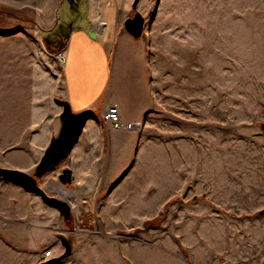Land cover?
I'll list each match as a JSON object with an SVG mask.
<instances>
[{"label":"rangeland","instance_id":"rangeland-1","mask_svg":"<svg viewBox=\"0 0 264 264\" xmlns=\"http://www.w3.org/2000/svg\"><path fill=\"white\" fill-rule=\"evenodd\" d=\"M28 2L0 0V165L32 174L60 127L53 98L63 99L65 58L49 42L62 43L83 19L75 13L81 0H59L58 23L44 31ZM160 2L157 29L136 37L157 63V105L119 129L135 131L132 161L109 168L105 149L102 158L80 153L77 164L81 133L37 179L47 194L68 197L67 219L0 177V264L58 255L61 236L71 253L55 264L264 260V0ZM84 159L98 167L62 184V168L73 173ZM223 238L241 248L221 249Z\"/></svg>","mask_w":264,"mask_h":264},{"label":"crops","instance_id":"crops-1","mask_svg":"<svg viewBox=\"0 0 264 264\" xmlns=\"http://www.w3.org/2000/svg\"><path fill=\"white\" fill-rule=\"evenodd\" d=\"M58 2L59 0L28 2L30 16L44 31L52 30L58 23ZM81 2V5L80 2L77 4L78 10L75 13L83 19V24L73 29L62 43L49 42V46L58 50L56 52H62L65 58L62 64L63 99L69 102L73 111L90 108L95 112V117L86 120L78 135L75 144L80 134L84 133L74 161L79 164V154L86 155L89 152L97 153L98 158H102V153L107 149L109 152L107 167L125 169L135 153V131L119 130L111 126L103 130L98 117L109 104L117 106L120 118L124 122L137 121L150 112L152 105H157L159 97L157 63L155 65L152 51L145 49L140 39L133 37L123 27L124 19L133 13L132 2L120 3L118 0ZM161 4L160 0H138L136 4L135 10L143 16V28H146L148 33H153L158 27ZM51 95L54 97L55 93ZM53 99L60 107V112V100H56L55 97ZM102 131L107 135L103 136ZM81 163L82 166L75 172L73 170L72 173L71 170V177L81 178L84 169L98 167L96 164H93L95 168L89 167L85 159ZM103 166L99 163V168ZM222 240L225 241L224 245L220 246L221 249L230 245L231 249L241 248L239 241L230 242L224 238ZM225 252L227 253L226 250ZM231 259L235 261L236 258ZM93 264H110V261L106 258H95ZM246 264H254V260ZM261 264H264V260Z\"/></svg>","mask_w":264,"mask_h":264},{"label":"water","instance_id":"water-1","mask_svg":"<svg viewBox=\"0 0 264 264\" xmlns=\"http://www.w3.org/2000/svg\"><path fill=\"white\" fill-rule=\"evenodd\" d=\"M138 0L132 1V8L136 7ZM144 26V18L137 10L124 19L123 27L133 37H139ZM61 111L59 112L60 127L58 133L50 137L42 155L35 165L32 174L23 170L12 167H4L0 165V177L21 186L28 192H33L40 195L41 199L51 207H54L64 217L69 218L71 213V204L68 197H58L47 194L46 191L38 184L37 179L45 173L53 170L70 152L73 145L78 139V135L89 118L95 117V112L90 108H85L80 111H73L69 102L60 100ZM264 132V125H262ZM58 179L62 184L71 182V169L62 168L58 174ZM259 213H264V208L259 210ZM60 241L64 246L63 251L58 254L46 258L37 264H55L71 253V244L64 236L60 237Z\"/></svg>","mask_w":264,"mask_h":264},{"label":"built area","instance_id":"built-area-1","mask_svg":"<svg viewBox=\"0 0 264 264\" xmlns=\"http://www.w3.org/2000/svg\"><path fill=\"white\" fill-rule=\"evenodd\" d=\"M60 58L62 61H64V54L59 53ZM99 118L102 122L105 124L116 128V129H121V128H131L133 125L131 122H123L120 118L117 106L115 104H109L105 107V109L100 113ZM51 255L50 251H46L43 254V258L45 259Z\"/></svg>","mask_w":264,"mask_h":264},{"label":"flooded vegetation","instance_id":"flooded-vegetation-1","mask_svg":"<svg viewBox=\"0 0 264 264\" xmlns=\"http://www.w3.org/2000/svg\"><path fill=\"white\" fill-rule=\"evenodd\" d=\"M135 11H136V10H135V8H134V9H133V13H134ZM133 13H132V14H133Z\"/></svg>","mask_w":264,"mask_h":264}]
</instances>
